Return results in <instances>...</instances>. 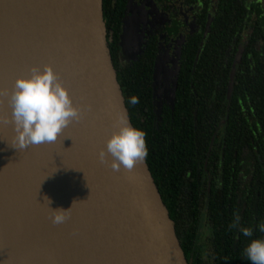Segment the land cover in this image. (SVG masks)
I'll return each instance as SVG.
<instances>
[{"label": "water", "instance_id": "1", "mask_svg": "<svg viewBox=\"0 0 264 264\" xmlns=\"http://www.w3.org/2000/svg\"><path fill=\"white\" fill-rule=\"evenodd\" d=\"M138 28L130 17L123 19L125 57L130 46L137 53ZM44 64L58 75L81 118L55 142L24 150L11 146V124L0 122V264H191L146 158L118 170L110 167V156L105 163L98 159L120 117L133 126L103 0H0V91L10 92L16 77ZM175 94L174 88L172 100ZM154 104L161 119V103ZM9 116L8 97L0 96V120ZM48 207L70 208L69 218L53 224Z\"/></svg>", "mask_w": 264, "mask_h": 264}, {"label": "trees", "instance_id": "2", "mask_svg": "<svg viewBox=\"0 0 264 264\" xmlns=\"http://www.w3.org/2000/svg\"><path fill=\"white\" fill-rule=\"evenodd\" d=\"M124 3L103 0L109 47L132 124L146 133L147 164L175 221L185 256L192 264H250L243 255L249 238L243 237L239 228L252 227V238L264 235L255 230L257 224L264 223V14L257 4L248 8L238 0H220L191 79L187 60L183 61L174 114H163L156 121L147 65L139 62L121 69L116 63ZM245 38L250 42L236 65L232 97L228 100L232 63L238 43ZM194 93L199 95L196 116L195 105L189 100ZM204 94L208 100L203 103ZM131 96H136L139 103L130 105ZM223 120L208 156L209 166L216 162L217 171L210 173L212 184L207 189L208 178L198 173ZM246 145L257 162L253 170L242 167L252 174L253 181L239 195L241 183L231 160L240 158ZM221 160L225 162L222 177ZM236 216L239 225L230 228Z\"/></svg>", "mask_w": 264, "mask_h": 264}, {"label": "flooded vegetation", "instance_id": "3", "mask_svg": "<svg viewBox=\"0 0 264 264\" xmlns=\"http://www.w3.org/2000/svg\"><path fill=\"white\" fill-rule=\"evenodd\" d=\"M219 1L220 0H125L118 36V59L116 60V63L121 69L132 67L134 63L139 62L147 65L148 73H150L149 92L152 110L154 113L158 110V107H156L154 103L160 101L161 117L163 114H174L178 96L179 80L184 68V59L187 60L186 68L188 69L189 79H191L195 73L198 62L196 60L200 55L205 40L210 34L211 23L214 21ZM238 1L242 4L248 5V8H251L250 4L252 3L259 5V10L264 14V0ZM127 16L130 17L132 23L135 22L137 24L139 30H135L133 39L137 48V53L135 54L133 51L134 47L130 46L129 49L132 51H130L125 57L120 43L123 34V19ZM257 16L262 15L257 14ZM209 22L210 28L206 35ZM112 33L113 30L110 31V36ZM261 39L262 38H260V40ZM196 42H198V45L195 53ZM249 42L250 39L245 38L238 43V49L234 61L241 52L240 56L242 57V54L245 51V46ZM259 45L260 44L257 43L258 47ZM192 57L193 60L192 63H190ZM114 60L115 59L113 58V62ZM240 62H237V64ZM156 69L158 71V79H154ZM174 79L177 81L175 86L173 83ZM174 88L176 94L174 100H172V90H174ZM198 98L199 95L197 93L190 94L189 100H192L193 106L195 105V107H193L195 116L197 115L198 110ZM207 100L208 97L204 94L203 103ZM155 115L156 121H160L161 119L158 118L156 113ZM223 125V123H220V125L217 126L213 137L211 138L206 158L203 160L202 171H199L198 173L199 177H203V179L205 177L208 178L207 189L210 188L212 184V176L210 173L217 171V167L215 166L216 162H214L212 167L209 166L208 156L210 155L211 149L216 141L215 137H218L217 133L221 131ZM220 146L222 157V155H224L222 153V142ZM251 151L250 146L246 145L240 154V158L231 160V165L238 171L237 180L241 183L239 195H243L242 190L253 181L252 174L247 173L242 169L243 166L250 167L252 170L254 169V163L257 161L255 155H253ZM224 164L225 162H222L221 160V171L219 173V176L221 177L223 175L222 166ZM198 168L200 169V167ZM190 263L192 264L191 261Z\"/></svg>", "mask_w": 264, "mask_h": 264}, {"label": "clouds", "instance_id": "4", "mask_svg": "<svg viewBox=\"0 0 264 264\" xmlns=\"http://www.w3.org/2000/svg\"><path fill=\"white\" fill-rule=\"evenodd\" d=\"M4 95L8 97L10 116L0 122L11 124V146L19 150L55 142L63 129L81 118V109L73 104L68 90L49 64L29 67L27 75L15 78L10 92L0 91V96ZM128 103L136 105L139 100L131 96ZM145 137L142 129L132 126L122 116L117 130L111 133L104 148L99 150L98 159L105 163L106 156H110L113 170L121 166L131 169L148 155ZM69 209L49 208L52 223L63 224L69 218ZM238 225L239 216H236L229 227ZM255 230L264 234V223L257 224ZM239 231L243 237L249 238L243 248L244 257L250 264H264V235L252 238V227H240Z\"/></svg>", "mask_w": 264, "mask_h": 264}]
</instances>
